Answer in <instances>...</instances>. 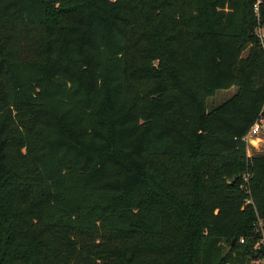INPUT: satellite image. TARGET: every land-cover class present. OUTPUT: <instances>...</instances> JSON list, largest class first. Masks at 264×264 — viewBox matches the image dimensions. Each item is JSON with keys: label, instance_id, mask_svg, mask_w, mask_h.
<instances>
[{"label": "trees", "instance_id": "trees-1", "mask_svg": "<svg viewBox=\"0 0 264 264\" xmlns=\"http://www.w3.org/2000/svg\"><path fill=\"white\" fill-rule=\"evenodd\" d=\"M262 37L264 0H0V264H260Z\"/></svg>", "mask_w": 264, "mask_h": 264}, {"label": "rangeland", "instance_id": "rangeland-1", "mask_svg": "<svg viewBox=\"0 0 264 264\" xmlns=\"http://www.w3.org/2000/svg\"><path fill=\"white\" fill-rule=\"evenodd\" d=\"M258 32L261 35V29L258 28ZM264 44V37H262ZM246 51L243 52V54ZM236 89L235 85H232L228 88H219L215 91L214 94L210 95L206 99L207 108L210 109L219 103H221L226 97L232 94ZM255 141V142H254ZM247 154L250 155L252 152H264V133H260L257 138L249 141L246 148ZM245 175V173H244ZM260 242L264 245V236L260 239ZM260 264H264V259L259 260Z\"/></svg>", "mask_w": 264, "mask_h": 264}, {"label": "built area", "instance_id": "built-area-1", "mask_svg": "<svg viewBox=\"0 0 264 264\" xmlns=\"http://www.w3.org/2000/svg\"><path fill=\"white\" fill-rule=\"evenodd\" d=\"M258 2V1H257ZM257 2L254 3L255 9L257 8ZM260 133H264V116L260 115L250 126L247 134L244 136L247 143L257 138Z\"/></svg>", "mask_w": 264, "mask_h": 264}, {"label": "bare ground", "instance_id": "bare-ground-1", "mask_svg": "<svg viewBox=\"0 0 264 264\" xmlns=\"http://www.w3.org/2000/svg\"><path fill=\"white\" fill-rule=\"evenodd\" d=\"M255 142V141H254Z\"/></svg>", "mask_w": 264, "mask_h": 264}]
</instances>
